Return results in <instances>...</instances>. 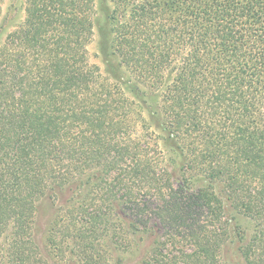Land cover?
Segmentation results:
<instances>
[{
  "label": "trees",
  "instance_id": "16d2710c",
  "mask_svg": "<svg viewBox=\"0 0 264 264\" xmlns=\"http://www.w3.org/2000/svg\"><path fill=\"white\" fill-rule=\"evenodd\" d=\"M96 1L23 0L0 42L5 264L45 263L36 204L85 176L102 206L56 217L57 256L68 243L77 264H107L122 226L149 239L158 225L140 264H221L224 195L252 223L241 259L264 264V0H110L127 75L113 82L89 59Z\"/></svg>",
  "mask_w": 264,
  "mask_h": 264
},
{
  "label": "rangeland",
  "instance_id": "374dc122",
  "mask_svg": "<svg viewBox=\"0 0 264 264\" xmlns=\"http://www.w3.org/2000/svg\"><path fill=\"white\" fill-rule=\"evenodd\" d=\"M110 8V0L96 1L93 36L87 49L90 61L98 67L102 77L113 82L114 79L120 78L126 80L127 75L119 67L118 61L109 55L110 24L108 22V14ZM22 17L23 0L3 1L0 17V42L18 24ZM146 98L147 103H151L154 95L148 93ZM173 177L174 182H176V176ZM86 181V176L81 177L62 188L48 192L37 202L32 235L38 255L45 261L43 264H77L76 258L71 254L69 247H67L68 243L61 246L63 254L61 253L60 256H57L58 250L49 245L48 237L50 228L58 215L59 217H67L70 214L69 211H71L76 216L74 218L79 220L78 217L80 215L77 216L78 208L89 207L92 210L96 206H102L101 189L96 188V180L94 178L91 179L89 184H86ZM196 187L197 185H194V188ZM220 197L225 199L224 195H220ZM224 199L225 216L229 223L230 237L222 248L221 264H245L240 257L239 247L249 241L253 230L252 223L234 210L231 207V203ZM126 226H122V230L124 232L129 231V234L123 236V248L111 244L107 245L109 253L107 264H140L154 249L157 236L163 234L162 226L157 225L154 238L147 239L138 233L132 234V231ZM9 237L10 233L7 232L0 241V264H5L4 252L6 251ZM140 237H144V239L141 238L142 240H139ZM127 244L128 246H126Z\"/></svg>",
  "mask_w": 264,
  "mask_h": 264
}]
</instances>
